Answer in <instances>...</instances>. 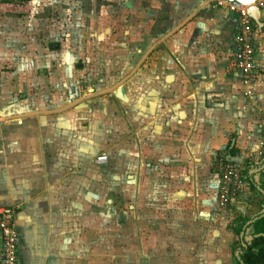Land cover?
I'll use <instances>...</instances> for the list:
<instances>
[{
	"label": "crops",
	"instance_id": "0c3cea01",
	"mask_svg": "<svg viewBox=\"0 0 264 264\" xmlns=\"http://www.w3.org/2000/svg\"><path fill=\"white\" fill-rule=\"evenodd\" d=\"M209 2L198 0L191 15L155 46L162 50L155 54L154 75L147 68L140 84L129 83L131 96L139 98L140 171L125 180V191L130 189V199H138L142 228L160 237L156 230H181L172 241L187 246L220 237L219 232L213 238L204 234L217 222L212 208L220 209L216 165L210 173L216 152L235 143L232 156H244L245 162L254 157L262 138L264 14L254 28L260 74L247 87L230 69L236 18L223 7L207 6ZM85 133L69 126L53 129L44 116L0 119V208L17 210L22 264H54L59 259L54 251L60 247L58 232L68 211L84 208L89 183L95 188L98 182L100 164L91 158L94 138ZM129 141L123 158L131 164L132 135ZM133 182H138L137 195ZM244 197L234 208L235 216L255 218L262 212L260 201L253 192ZM86 206L93 207L92 202ZM227 236L232 242L229 257L236 264L231 229Z\"/></svg>",
	"mask_w": 264,
	"mask_h": 264
},
{
	"label": "rangeland",
	"instance_id": "374dc122",
	"mask_svg": "<svg viewBox=\"0 0 264 264\" xmlns=\"http://www.w3.org/2000/svg\"><path fill=\"white\" fill-rule=\"evenodd\" d=\"M220 1L214 0L213 8L222 9ZM197 2L0 0V119L44 116L53 129L69 126L93 137L95 164L108 158L96 165L98 182L95 188L89 183L84 208L68 211L54 264H234L227 233L236 207L225 211L210 201L217 222L204 234L220 237L187 246L172 241L181 230H156L160 237L142 228L138 199L125 191V180L140 171L139 98L131 96L129 83L140 84L147 68L154 75L155 54L162 49L147 59L146 54L175 32ZM131 135L130 164L123 157ZM216 153L217 159L223 156ZM133 184L137 195L138 182ZM91 202L93 207L86 206Z\"/></svg>",
	"mask_w": 264,
	"mask_h": 264
},
{
	"label": "built area",
	"instance_id": "2783aa9c",
	"mask_svg": "<svg viewBox=\"0 0 264 264\" xmlns=\"http://www.w3.org/2000/svg\"><path fill=\"white\" fill-rule=\"evenodd\" d=\"M225 7L236 18V31L230 51V69L234 71L244 86H251L260 74L255 59V26L259 15L264 14V0H258L254 7L248 8L238 2L221 0L219 6ZM261 144L254 154L247 160L251 161L249 175L255 180L261 169L264 168V112L261 126ZM108 158H98L97 163L102 165ZM214 168L219 178L217 205L222 210H230L241 203L242 198L251 195L246 168L227 161L225 156L217 159ZM254 194V193H253ZM21 234L17 225V210L15 208H0V264H22Z\"/></svg>",
	"mask_w": 264,
	"mask_h": 264
},
{
	"label": "trees",
	"instance_id": "16d2710c",
	"mask_svg": "<svg viewBox=\"0 0 264 264\" xmlns=\"http://www.w3.org/2000/svg\"><path fill=\"white\" fill-rule=\"evenodd\" d=\"M13 0H4L10 4ZM236 150H231L233 155ZM251 161L246 160L244 167L249 189L260 201L259 211H262L255 218H248L244 214L235 216L231 230L234 234L235 244L232 249V257L236 264H264V168L260 170V180L256 182L249 175ZM256 199V198H255Z\"/></svg>",
	"mask_w": 264,
	"mask_h": 264
},
{
	"label": "water",
	"instance_id": "95a60500",
	"mask_svg": "<svg viewBox=\"0 0 264 264\" xmlns=\"http://www.w3.org/2000/svg\"><path fill=\"white\" fill-rule=\"evenodd\" d=\"M214 0L210 1L209 3H207V6L210 5L211 3H213ZM226 1H229V2H238V3H241L243 4L244 6L248 7V8H252L255 6V4L257 3L258 0H226ZM156 47H153L149 50V52L146 54L145 56V59L149 56L150 53H152L154 50H155ZM109 92V91H108ZM108 92H104V93H100V94H97V95H101V94H105V93H108ZM96 96V95H95ZM87 98L83 99V100H86ZM82 101V100H81ZM78 103L80 102H76L74 103L72 106H70L69 108L71 107H74L76 106ZM235 147V143H232L231 147L228 149L227 147H223L222 148V151L223 152H227L228 153V156H227V161L229 162H232V163H235L239 166H242L243 165V162H244V156H239L238 154L235 155V156H232L230 154V151Z\"/></svg>",
	"mask_w": 264,
	"mask_h": 264
},
{
	"label": "flooded vegetation",
	"instance_id": "af4514ba",
	"mask_svg": "<svg viewBox=\"0 0 264 264\" xmlns=\"http://www.w3.org/2000/svg\"><path fill=\"white\" fill-rule=\"evenodd\" d=\"M209 1H212V0H209Z\"/></svg>",
	"mask_w": 264,
	"mask_h": 264
}]
</instances>
